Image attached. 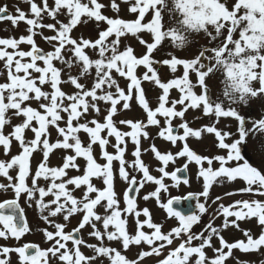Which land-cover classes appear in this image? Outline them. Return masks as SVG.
<instances>
[{"label":"snow or ice","instance_id":"1","mask_svg":"<svg viewBox=\"0 0 264 264\" xmlns=\"http://www.w3.org/2000/svg\"><path fill=\"white\" fill-rule=\"evenodd\" d=\"M25 2L28 13L17 7L11 14L7 6H0V21H10L14 27L20 22L26 25V34L0 38V152L7 157L0 159V177L6 178L0 190L12 193L0 201V238L20 241L32 232L20 203L26 199L46 225L40 231L48 246L34 242L0 246V264H12L11 254H16L18 264H227L230 258L234 264H254L240 260L235 250L264 255V113L249 121L241 112V107L250 108L253 100L264 98V0H110L107 5L101 0ZM121 4L132 18L120 16ZM105 9L114 15H106ZM47 18L52 22L45 23ZM89 23L97 28L96 38L73 35L78 26ZM101 24L105 27L100 28ZM44 30L53 34L44 36ZM37 35L51 45L50 50L38 46ZM130 36L144 47L143 54L138 56L125 42ZM166 44L173 51L165 59H155ZM197 44L194 57L174 54ZM158 65L166 66L173 78L163 81ZM141 66L145 71L139 75ZM120 78L126 81L125 87L118 82ZM82 79L91 81L90 85ZM210 81L219 84L215 98ZM143 82L161 90L155 107L147 99ZM66 84L72 92L64 90ZM173 90L178 98L171 97ZM133 99L146 119L117 121V113L130 109ZM101 103L106 106L102 119H88L92 113L101 114ZM189 110L214 117L216 123L230 118L236 122L235 131L216 123L193 128L185 118ZM177 120L180 123L175 125ZM150 126L158 129L159 138L178 146L173 153L151 144L159 176L152 175L142 159V141L151 139ZM81 133L87 135V144ZM205 134L214 137L218 149L214 155L199 154L188 142L189 138L201 140ZM250 137L258 162L248 154ZM129 140L132 160L125 155ZM14 143L16 154L11 151ZM94 146L103 163L98 162ZM109 147L114 151H108ZM58 150L65 153L62 163L52 166L50 157ZM37 152L42 158L33 168ZM178 158L184 159L183 166L168 171ZM191 164L198 169L202 190L163 202L161 193L169 191L165 178L170 177L173 186L189 184L185 173ZM72 170L78 174L69 175ZM117 171L127 185L122 193L115 187ZM94 179L102 181V186ZM238 181L243 186L225 192L224 197L246 194L249 198L227 206L221 196L212 199L215 184ZM147 184L155 189L142 199L154 198L169 218L178 221L167 232L154 222L148 207H139V193ZM181 200L187 213L174 207ZM210 209L212 219L200 232L193 231ZM75 217H79L77 225L68 230ZM217 217H222L220 226L213 224ZM252 221L261 229L256 236L250 229H240L242 222ZM86 228L95 243L84 238ZM229 228L240 230L243 238L228 241L222 233ZM132 247L139 249L135 258L125 254Z\"/></svg>","mask_w":264,"mask_h":264},{"label":"rangeland","instance_id":"2","mask_svg":"<svg viewBox=\"0 0 264 264\" xmlns=\"http://www.w3.org/2000/svg\"><path fill=\"white\" fill-rule=\"evenodd\" d=\"M101 2H103L107 5L110 3V0H101ZM0 6H7L8 12L11 14H15V10L17 7H19L21 10H24L26 13L29 12V4L26 3L25 0H0ZM126 7H127L126 5L121 4L120 16L123 18H132L131 15L129 13H127ZM105 14L109 15V16L114 15V13L110 9H105ZM29 15H30V13H29ZM44 22L48 23V22H52V21H51V18H47ZM103 27H105V25L101 24L100 28H103ZM21 34H26V25L24 22H20L18 24V26L14 27L10 21H7V20L0 21V35L3 38H8L10 36L18 38ZM52 34L53 33L50 30H44V32H43L44 36H48V35H52ZM81 34L85 38H92V39L96 38L98 33H97V28H96L95 24L89 23L87 25L78 26V28L74 31L73 35L78 36ZM143 38L146 40L149 39V37L147 35H144ZM35 40H36V42L40 48H42L45 51L50 50L51 45H49L47 43V41H45L40 35H37L35 37ZM125 42L130 44L135 49V52L138 56L143 54V52L145 51L144 47L142 45H140L138 40L135 39L134 37H131V36L128 37L127 41H125ZM203 43H204V41L201 40L200 44H203ZM21 47H26V46L22 45ZM198 48H199V44L195 45L190 50H175L174 54L179 56V57L191 58L197 54ZM171 51H173V50L170 48V46H168L166 44L157 53H155L154 58L157 60L165 59L168 57V54ZM57 66H59V62H57ZM157 67H158L159 74H160L163 81L166 82L168 79L173 78L172 73L169 71V69L166 66L158 65ZM144 71H145V69L141 66L138 69V74L142 75ZM177 75H179V73H177ZM193 77H194V75H193ZM81 82L87 83L88 85H90V83H91V81H84L83 79L81 80ZM118 82L120 83L121 87L126 86V81L123 78H120ZM210 85H212V87H211L212 95H213V98H215L219 94V84H218V82H211L210 81ZM142 86L145 89L146 96L150 102V105L152 107H155L156 103H157V97L159 96L161 90L158 89L154 84L149 83V82H143ZM63 87H64V90L66 92L70 93L73 91V88L71 85L66 84ZM196 90H198V88ZM171 97L172 98H178V94L175 90H173L171 92ZM256 103H257L256 100H253L251 102L250 108H247V109H251V111H253V109H254L253 106ZM130 104H131L130 109H128V110L121 109V111L117 113L115 119L117 121H119L120 119L145 120L146 114L143 112V110L136 103L135 99H133L130 102ZM100 107H101V114L99 116H97V114H95V113H92L87 118L92 119L93 117H97V118L102 119V116L104 114H106V112H105L106 106L103 103H101ZM257 107H258V105H255V108H257ZM189 111H193V113H194V110H189ZM189 111L187 112L185 118L190 122L191 127L199 128L203 125L212 124L210 120H204V119H198L196 121L191 120L192 117H190V116L192 115V112L189 113ZM194 114H193V116H194ZM17 122L18 121L13 120V123H17ZM177 123L179 124V120L174 122V124H177ZM121 127H122V130H128L124 126H121ZM9 130L10 129H8V128L5 129L6 132ZM147 131L149 132L151 139L142 141V159L150 167L151 174L154 176H159V173L157 171V167L159 165V162L155 159L154 155L150 151L151 144L154 143L161 152L171 151L173 153H175L178 150V146H173L169 142L164 141L162 138H159L157 136L158 129L155 126H150L147 129ZM31 135L32 134L29 132L28 136L31 137ZM55 138H56V133L53 131L52 139L55 140ZM81 139L86 144L87 139H88L87 135L84 133H81ZM188 142L193 149H195L196 151L201 152L203 154L213 155L214 148L216 149L215 140H214V137L212 135L205 134L203 139H201V140H197L195 138H189ZM132 149H133V145H132L131 141L129 140L128 141V149H127V152L125 154L126 159H128V160H132L131 158H129V156H130L129 152ZM144 149H148V151H144ZM11 151L13 154H16L18 152V146L15 143L13 144ZM108 151L112 152V151H114V149L109 147ZM64 154L65 153H63L62 151H59V150L55 151L54 154H52L50 157V164L52 166H57V165L61 164L62 163L61 158ZM6 158L7 157H5L2 154V152H0V159H6ZM41 158H42V154L40 152H37L35 154V158L32 161L33 168L36 167L37 163L39 162V160ZM97 160H99V156L97 157ZM183 160H184L183 158H178L174 164H172V163L169 164L167 170L171 172V170H173L174 168L181 166L183 163ZM78 162L81 164V166L84 165L83 159H80ZM193 166H196V165L191 164L189 167V170H188L190 183L187 185L180 184L178 186H173V182L171 181L170 177L165 178V183L169 185V191L167 193H163V192L161 193L162 201H164L167 197H170V195L181 196V194L185 191L198 192V191L202 190V180H200L196 177V171H195V168H193ZM117 169H118V166H117ZM129 171L131 172L130 169H129ZM72 173H74L73 170L69 172V175H72ZM117 173H118V171H117ZM13 175H14V173H13ZM132 175H137L139 177L140 174H138L136 172H132ZM4 182H6V178L0 177V183H4ZM43 183H44L43 180H41V184H43ZM125 186H126V183L121 181L118 177V174H117L116 182H115L116 191L118 193L122 192L123 189L125 188ZM212 188L214 190H218L219 189V183L215 184ZM154 189H155L154 185L147 184L141 190V192L139 193V198H138L139 207L140 208L148 207L151 214H152L154 222L161 223L163 225V230L165 232H167L172 227H175L177 225L175 218H169L167 216V213L156 204V201L154 198L149 199L148 201H144L142 199V197L145 194H147L150 191H154ZM3 192H5V191H3ZM1 194H2V192L0 193V195ZM7 195H12V193H8ZM76 195L79 196L80 193L77 192ZM209 203H211V202L209 201ZM26 216H27V220H28V222L32 228V232L29 234H26L20 241H15L12 239L8 240V244L11 246H18L19 244H23L26 242H34V243L40 244L41 247H47L48 244H47V242L44 241L42 232L40 231L42 228L46 227V225L40 219L39 211L36 210L34 207H29L27 204L26 205ZM78 219H79V217L72 218L71 223L68 225V229L71 227H75L77 225ZM141 219H143V217H141ZM48 227H49V230H53L50 226H48ZM87 230L88 229L86 228L84 238L89 243H95V241L92 238H90L86 235ZM193 231L196 232L198 230L197 229L195 230V228H193ZM107 243L112 245V246H116L115 242H107ZM83 250L88 255L92 254L91 251L87 248H84ZM138 251H139L138 248L132 247L131 250L127 251L125 254L129 258H135ZM208 254L211 256V254H212L211 250L208 251ZM13 255L14 254H11L12 264H18L17 258L14 259ZM146 264H152V261H147ZM229 264H234V263L231 261Z\"/></svg>","mask_w":264,"mask_h":264},{"label":"flooded vegetation","instance_id":"3","mask_svg":"<svg viewBox=\"0 0 264 264\" xmlns=\"http://www.w3.org/2000/svg\"><path fill=\"white\" fill-rule=\"evenodd\" d=\"M193 81H195V76L193 77ZM197 92H199V89L196 90ZM212 91V90H211ZM256 104L255 105H258L257 108H255V105L253 106V111H251V109H247L245 107H241V112L242 114H246V119H248L249 121H251L252 119H258L262 113H264V98H261L260 100H256ZM249 110V111H248ZM192 112V115L190 117L191 120H198V119H204V120H210L211 123H216L215 121V118L214 117H205L203 116L202 112L201 111H197V110H194V113L193 111H189V113ZM187 114V113H186ZM194 114V116H193ZM180 123V121H179ZM216 126L221 128V129H226V130H231V131H235V127H236V122L230 118H221L219 120L218 123H216ZM251 125L249 124V127ZM87 142H88V139H87ZM86 142V144H87ZM113 142H114V138H113ZM252 144H253V138H249V141H248V154L253 158V160L257 161L259 160V154L258 152L253 149L252 147ZM257 147H259V145H257ZM94 150H95V154L96 156L98 157L99 156V148L98 146H94ZM195 150V149H194ZM133 149L130 150L129 154V158L133 159V157L131 156V153H132ZM196 151V150H195ZM198 152V151H197ZM218 152V149L214 148V152H213V155L216 154ZM200 154H203L201 152H199ZM128 154V155H129ZM203 155H208V154H203ZM98 162L100 163H103L104 161L102 159H100V156H99V160ZM85 163V162H84ZM183 163H184V160H183ZM182 163V165H183ZM114 164L116 165V167L118 166V162H114ZM193 168H195V171L197 172V167L196 166H193ZM131 170V174L132 172H134L132 169ZM74 173H72V175H76L78 174L77 172H75V170H73ZM118 174V173H117ZM93 182L95 184H97V186H102V181L100 180H93ZM243 184L241 182H235V183H224V184H220L219 183V189L218 190H214L213 188L211 189V197L212 199H214L216 196H221L222 197V202L227 206L228 204L232 203L233 201L237 200V199H247L249 198L248 195H234L230 198L228 197H224V193L225 192H235L238 188L242 187ZM127 187V185L125 186V188ZM125 188L123 189V191L125 190ZM122 191V192H123ZM2 192V194L0 195V201L4 200V199H9L12 197V195H7L8 193H11L10 191L8 192H3V190H0V193ZM120 192V193H122ZM188 193V191H185L182 193L181 197H184L186 194ZM211 202V201H210ZM21 203V206H23L25 208V212H26V199H22L20 201ZM216 206L213 205L212 206V209H214ZM212 209H210L209 213L208 214H205L203 217H202V222L199 224V225H196L194 226L195 230L197 229L198 231L196 232H200L201 230L204 229V226L209 222L210 219H212V216H213V211ZM213 224L214 226H220L222 224V217H217L213 220ZM73 228V227H71ZM71 228H69L68 230H71ZM240 229H250L251 233L256 236L259 234V232L261 231L260 227H258L255 223V221H252V222H249V223H244L242 222L240 224ZM84 233H85V230H84ZM225 238L228 240V241H235L237 239H241L243 238L242 236V232L240 230H237V229H234V228H229L228 230L226 231H223L222 233ZM0 246H10V247H14V246H11L8 244V240H11V239H8V240H4L2 238H0ZM14 240V239H12ZM16 241V240H15ZM20 245V244H19ZM212 255V254H211ZM235 256L238 257L240 260L242 261H249V262H254V264H259V262L261 260H264V255H260V254H257V253H251V254H241L238 250H235ZM13 258H17L16 254L13 255ZM233 262L234 263V260L232 258H230L228 261H227V264H229L230 262Z\"/></svg>","mask_w":264,"mask_h":264},{"label":"water","instance_id":"4","mask_svg":"<svg viewBox=\"0 0 264 264\" xmlns=\"http://www.w3.org/2000/svg\"><path fill=\"white\" fill-rule=\"evenodd\" d=\"M185 175H187V173H185ZM187 176H188V175H187ZM174 207H176L178 210L184 211V212H186V213H187V211H188V207H187V205H186V206H183V205H182V200L180 201L179 204H174ZM193 207H194V206H193Z\"/></svg>","mask_w":264,"mask_h":264},{"label":"trees","instance_id":"5","mask_svg":"<svg viewBox=\"0 0 264 264\" xmlns=\"http://www.w3.org/2000/svg\"><path fill=\"white\" fill-rule=\"evenodd\" d=\"M1 38V37H0Z\"/></svg>","mask_w":264,"mask_h":264}]
</instances>
